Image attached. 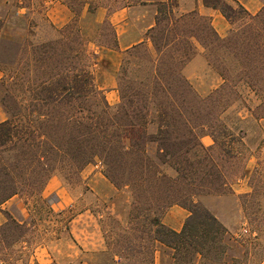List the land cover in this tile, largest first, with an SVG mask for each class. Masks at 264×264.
Wrapping results in <instances>:
<instances>
[{
    "label": "trees",
    "instance_id": "1",
    "mask_svg": "<svg viewBox=\"0 0 264 264\" xmlns=\"http://www.w3.org/2000/svg\"><path fill=\"white\" fill-rule=\"evenodd\" d=\"M60 1L73 15L71 22L58 30L60 38L73 30L78 33L83 12L93 16L102 9L109 15L129 6L153 5L154 25L145 37L153 45L155 66L142 79L134 76L133 81L123 82L117 77L118 103L109 106L94 85L89 65H79L83 51H73L76 65L69 67L62 61L50 63L53 49L49 45L31 46L25 64L27 76L35 72L38 77L25 79L17 95L0 99L9 116L0 123V206L14 197L30 198L35 194L39 201L49 205L41 192L53 174L63 179L77 176L85 166L98 160L103 177L115 190L131 191L130 207L134 212L128 218L134 222L148 220L154 244L171 250L177 264L190 256L205 259L224 229L195 199L211 194L207 189L225 187V183L215 169L195 175L187 183L182 164L191 152L204 149L194 133L195 127L188 125L187 111L206 100L194 94L181 70L195 54L194 45H198L207 52L208 65L213 63L217 67L221 84L216 93L227 85L228 59L237 46L241 45L240 52L246 60L263 64L264 2L258 13L249 15L233 0H229L232 5L227 0H201L204 7L216 10L230 26L242 18L253 23L241 33L243 40L236 32L223 40L216 36L209 21L195 12L175 15L177 0H124L118 6L115 0L104 4L99 0ZM3 43L15 48L11 43ZM142 45L122 53L130 55ZM218 50L226 56L218 55ZM15 51L19 56L22 49ZM170 51L172 54H167ZM180 51L183 58L178 65L172 64L173 53ZM5 66L0 62L1 85ZM148 146L154 147L152 155L147 153ZM159 165L170 167L175 176L165 178ZM189 185L199 189L189 190ZM171 206L188 212L179 232L165 228L160 221ZM146 212L151 213L150 217ZM4 217L0 250L11 244L3 232L10 233L20 226L8 215ZM115 256L118 260L126 259L122 253Z\"/></svg>",
    "mask_w": 264,
    "mask_h": 264
},
{
    "label": "rangeland",
    "instance_id": "2",
    "mask_svg": "<svg viewBox=\"0 0 264 264\" xmlns=\"http://www.w3.org/2000/svg\"><path fill=\"white\" fill-rule=\"evenodd\" d=\"M50 1L62 4L60 0H0L1 29L4 18L18 10L23 11L26 18V30L19 56L14 47L0 42V62L7 65L4 68L3 84H0V99L4 95H17L23 89L22 82L25 79L38 77L35 72H30L27 76L25 64L28 62L31 46L37 48L40 45H49L53 49L50 63L62 61L69 67L76 65L73 53L81 50L83 57H80L79 65H89V70L98 61L107 64L104 55L107 51H115V36L106 21L105 10L99 9L93 16L83 12L78 23V33L73 30L60 38L59 29H51L45 17V9ZM99 1L104 4L108 0ZM115 1V6L124 2ZM227 2L231 4L230 1ZM140 7L129 6L123 9L139 10ZM249 26L254 25L245 18L235 20L229 33L222 39L226 40L231 32H236L238 38L243 40L244 35L241 33ZM240 50L241 45L237 46L232 58L228 59L230 70L226 74V87L216 93L214 92L218 87L211 90L200 97L206 100L204 103H195L187 111L188 125L195 127L194 133L204 149L191 152L182 164L187 183L195 175L202 176L214 169L223 177L225 187L207 189L205 191L211 194L199 196L195 202L215 217L224 233L212 244V252L208 257L199 259L190 256L179 264H264V63L246 60ZM216 53L226 56L220 50ZM167 54L172 53L170 51ZM181 54V51L173 53L172 64L178 65V60L183 58ZM203 55L205 61H209L207 52L203 51ZM153 63V45L146 37L143 45L130 55L122 52L116 55L110 65L115 78V91L117 77L123 79V82L133 81L134 76L142 79L145 74L152 73L155 66ZM208 67L214 76L219 77L215 64L210 63ZM213 83L210 81L203 90H209ZM116 97L117 104V92ZM3 114L9 118L0 104V118ZM153 151L154 147L148 146V155H152ZM158 170L165 178L172 179L175 176L167 165H159ZM94 173L103 177V167L98 160L85 166L77 176L63 179L58 174L52 175L75 197L70 209L53 211L50 204L54 202V198L41 196L49 201L47 205L39 201L36 194L30 198L14 197L0 206V226L5 222V215L20 224L18 229L10 233L3 232L8 235L7 241H11V244L7 249L0 250V264H34V248L65 236L67 222L85 208L90 209L97 217L106 252L96 258H89L87 254L81 253L72 264H113V257L121 253L126 257L125 260L117 261L121 264H177L172 259L171 250L152 242L148 220H129V214L134 211L130 207L132 193L128 188H113V192L109 194L101 182L97 183L96 179L99 177L96 174V179H93L94 183L90 182V186L99 195L88 193L86 180L83 181L81 177H89ZM187 189L199 188L189 185ZM138 193L141 194L140 189ZM150 215V212H146L147 217ZM53 255L56 264H68L72 261L62 250L59 253L54 251Z\"/></svg>",
    "mask_w": 264,
    "mask_h": 264
},
{
    "label": "crops",
    "instance_id": "3",
    "mask_svg": "<svg viewBox=\"0 0 264 264\" xmlns=\"http://www.w3.org/2000/svg\"><path fill=\"white\" fill-rule=\"evenodd\" d=\"M233 1L240 5L249 15L258 13L263 5L262 0ZM22 12L18 10L16 13L4 18V26L0 31V42L11 43L18 51L22 49L23 33L26 30V18ZM190 12H195L200 17L207 19L218 38L222 39L229 33L230 25L225 19L216 10L204 7L201 4V0H177L176 7L173 9L175 15H183ZM154 13V6L146 5L141 6L139 10L138 8L121 9L106 16V21L114 32L115 51H107L104 55V60H107L108 65L98 61L91 65L90 71L95 87L103 93L104 99L109 106H113L117 102L115 78L110 68L112 58L114 59L121 52L145 42L146 32L154 25ZM45 17L51 29L58 30L67 25L73 15L59 2L50 1L45 9ZM194 46L196 52L184 64L181 74L194 94L200 98L219 87L221 79H218L220 77H216V75L214 76L213 71L209 69L203 50L196 44ZM1 78L2 73L0 70ZM210 81L214 82L213 85L209 90H203L204 87L209 85ZM6 119L5 115L1 116L0 123ZM96 174L94 173L89 177H81L83 181L86 180L85 186H88V193L98 194L90 186V182L93 181L94 183L98 175L97 183L101 182L100 184L111 194L114 190L113 187L100 174ZM41 196L43 198L49 196L54 198V202L50 204L53 211L70 209L73 207L75 200L70 191L54 176L47 180ZM187 216V211L172 206L166 210L160 221L165 228L173 232H179ZM64 233L65 236L55 238L50 244H39L34 248L32 252L34 264H56L54 262V251L59 253L62 250V253L72 260L68 264H72L73 260L77 259L81 253L87 254L89 258H96L106 252L104 238L99 228L97 217L88 208L78 211L67 222ZM117 261L118 259L113 257V264H121Z\"/></svg>",
    "mask_w": 264,
    "mask_h": 264
}]
</instances>
